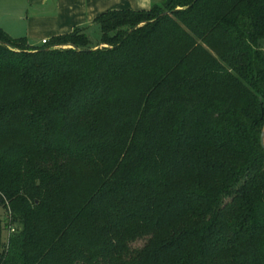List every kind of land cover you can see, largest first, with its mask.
<instances>
[{
    "label": "trees",
    "instance_id": "obj_1",
    "mask_svg": "<svg viewBox=\"0 0 264 264\" xmlns=\"http://www.w3.org/2000/svg\"><path fill=\"white\" fill-rule=\"evenodd\" d=\"M163 8L0 28V264H264V0Z\"/></svg>",
    "mask_w": 264,
    "mask_h": 264
},
{
    "label": "crops",
    "instance_id": "obj_2",
    "mask_svg": "<svg viewBox=\"0 0 264 264\" xmlns=\"http://www.w3.org/2000/svg\"><path fill=\"white\" fill-rule=\"evenodd\" d=\"M154 5V0H0V28L12 38H26L30 45L42 46L44 40L95 24L107 11L150 10ZM27 7L34 11H26ZM40 8L51 15L38 17Z\"/></svg>",
    "mask_w": 264,
    "mask_h": 264
},
{
    "label": "rangeland",
    "instance_id": "obj_3",
    "mask_svg": "<svg viewBox=\"0 0 264 264\" xmlns=\"http://www.w3.org/2000/svg\"><path fill=\"white\" fill-rule=\"evenodd\" d=\"M24 1V0H23ZM53 1V0H51ZM166 0H154V3L155 5L157 6H161L162 9L163 8V5L165 3ZM26 11H31V13L34 11L33 7H27L26 8ZM41 15H51L49 12H42L41 11V8L39 9V13H38V17H44V16H41ZM26 16V14H25ZM32 17V16H31ZM34 25H40V24H34ZM35 27V26H34ZM86 30H87V33L91 39V42L94 46L98 45V43H100V40H101V33H100V29L98 27V25L96 24H92L88 27H86ZM36 33H38V31H36ZM100 47H105V46H100ZM0 215L5 218L6 216V211L3 207L0 206ZM14 232V227L12 228H9L5 231H3V240H7L8 237ZM146 244V240H140L136 243L133 244V247L134 248H142L144 247V245Z\"/></svg>",
    "mask_w": 264,
    "mask_h": 264
},
{
    "label": "water",
    "instance_id": "obj_4",
    "mask_svg": "<svg viewBox=\"0 0 264 264\" xmlns=\"http://www.w3.org/2000/svg\"><path fill=\"white\" fill-rule=\"evenodd\" d=\"M261 144L264 147V130L262 131V134H261Z\"/></svg>",
    "mask_w": 264,
    "mask_h": 264
},
{
    "label": "built area",
    "instance_id": "obj_5",
    "mask_svg": "<svg viewBox=\"0 0 264 264\" xmlns=\"http://www.w3.org/2000/svg\"><path fill=\"white\" fill-rule=\"evenodd\" d=\"M48 42V40H44L43 42H42V44H46Z\"/></svg>",
    "mask_w": 264,
    "mask_h": 264
}]
</instances>
